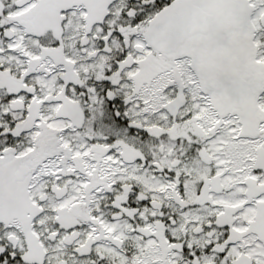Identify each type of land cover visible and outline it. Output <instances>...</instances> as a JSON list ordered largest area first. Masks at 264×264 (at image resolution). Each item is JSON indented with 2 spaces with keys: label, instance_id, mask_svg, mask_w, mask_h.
Returning a JSON list of instances; mask_svg holds the SVG:
<instances>
[{
  "label": "snow or ice",
  "instance_id": "1",
  "mask_svg": "<svg viewBox=\"0 0 264 264\" xmlns=\"http://www.w3.org/2000/svg\"><path fill=\"white\" fill-rule=\"evenodd\" d=\"M0 264H264V0H0Z\"/></svg>",
  "mask_w": 264,
  "mask_h": 264
}]
</instances>
